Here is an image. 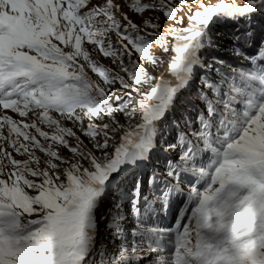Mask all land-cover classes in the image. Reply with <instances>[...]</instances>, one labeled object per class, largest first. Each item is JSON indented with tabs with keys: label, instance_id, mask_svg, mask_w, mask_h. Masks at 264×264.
Masks as SVG:
<instances>
[{
	"label": "snow or ice",
	"instance_id": "1",
	"mask_svg": "<svg viewBox=\"0 0 264 264\" xmlns=\"http://www.w3.org/2000/svg\"><path fill=\"white\" fill-rule=\"evenodd\" d=\"M257 18L264 0H0V264H264ZM241 21L249 64L207 62L214 26ZM197 78L198 126L167 144L161 187L141 169ZM128 183L129 211H104ZM157 202L174 226L152 222Z\"/></svg>",
	"mask_w": 264,
	"mask_h": 264
},
{
	"label": "rangeland",
	"instance_id": "2",
	"mask_svg": "<svg viewBox=\"0 0 264 264\" xmlns=\"http://www.w3.org/2000/svg\"><path fill=\"white\" fill-rule=\"evenodd\" d=\"M125 10L127 11V9ZM132 18L135 21L139 22L136 16H132ZM259 19H260L259 23L261 22L264 25V19H261V18ZM255 20L252 22V27L255 28L256 30L258 28V23H255ZM229 26H232L233 29H230ZM238 26L239 24L232 25V24H223V23L214 26L211 36H212L213 41L215 42L216 47L210 49L209 51L204 52L203 57L207 60V62L211 63L213 58H217V59H223L226 63H230L233 66H238V65L247 66L249 64V61L244 59L243 57H237L232 54V48H233V43H234L233 36H231L228 32L230 30H233V31L236 30V27ZM246 28H248V25ZM262 30L264 32V26ZM113 39H115V37H113ZM88 47L91 50L92 46H88ZM245 51L248 52V54H253L256 52V48L253 47L250 50L245 49ZM92 54L95 59H97L99 62L104 64L106 67L110 66L109 60L107 58H103L102 56H100L98 51H94ZM157 58L158 60H164V61L168 60L167 56H161L159 55V52H157ZM166 69H167V65L161 64L158 68H149V71L152 72V74L156 76L157 79H159L160 77L167 75ZM201 87H202L201 81L199 78H197L192 83L191 88L183 91L180 94L179 99L176 101L175 110L170 112L167 116V119L160 125V132L162 133V135L157 137V148L151 157V159L153 157H158V160H156L158 161V163L154 162L153 160L151 162L150 160V162L147 163L146 167L143 168L146 173L148 172V170H150V173L154 171L156 175L159 172H161L162 174L160 177H163V178L166 177V167H167L166 161L170 158L176 157L179 149L166 152L165 148L167 147L168 143L176 142L178 133L189 132V127L186 124V119L187 120L189 119L190 121H192V129H195L198 126L195 123L197 110L199 111L200 109L204 107V105L198 99V93L200 92ZM12 115L14 116V118L18 119V117H16L15 114H12ZM137 122L139 121L137 120V121H134L133 123H137ZM159 158H162V159H159ZM161 180L163 181V179ZM162 185H159V186L162 187ZM154 187L155 186H150L145 183L143 187L142 195L148 196V194H153V197L155 195H158V193H154L153 191ZM182 187L184 188L185 191H184V196L180 197L181 200L186 199L187 191L190 186L187 184V181H185ZM126 193H127L126 196L118 194L117 197L112 198L107 203L104 211H107L108 209H112L113 211H116V205L122 204L125 212H128L130 209V202H131V196H132L131 183L127 184ZM157 205L158 207L160 206L159 202H157ZM178 205H179V202H178ZM158 212H161V211L159 210ZM163 212L165 214L164 219L168 217L172 218L170 226H174V217L176 215V212L174 213H172L171 211L170 212L163 211ZM168 220L170 221L169 218ZM159 221H160V218H156L155 225L160 226L158 224ZM161 227H163V223H161ZM117 243H119V241H117Z\"/></svg>",
	"mask_w": 264,
	"mask_h": 264
},
{
	"label": "trees",
	"instance_id": "3",
	"mask_svg": "<svg viewBox=\"0 0 264 264\" xmlns=\"http://www.w3.org/2000/svg\"><path fill=\"white\" fill-rule=\"evenodd\" d=\"M259 21H260V19L259 18H257L256 20H255V23H258V28L255 30V28H254V30L256 31V33H257V38L259 39V36H260V34L263 32V30H262V28H263V23H259ZM247 23L246 22H241L240 24H239V26L238 27H236V30H230L228 33L230 34V35H233V34H236L237 32H238V30L239 31H244L245 29H246V27H247ZM229 28L230 29H233L232 28V26H229ZM255 48V47H254ZM234 65H236V64H234ZM239 66V65H238ZM197 113H198V110H197ZM186 121H187V119H186Z\"/></svg>",
	"mask_w": 264,
	"mask_h": 264
}]
</instances>
